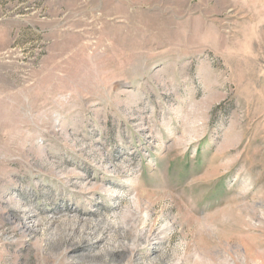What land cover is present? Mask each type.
I'll use <instances>...</instances> for the list:
<instances>
[{"label": "rangeland", "instance_id": "obj_1", "mask_svg": "<svg viewBox=\"0 0 264 264\" xmlns=\"http://www.w3.org/2000/svg\"><path fill=\"white\" fill-rule=\"evenodd\" d=\"M0 264H264V0H0Z\"/></svg>", "mask_w": 264, "mask_h": 264}]
</instances>
